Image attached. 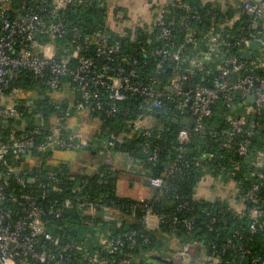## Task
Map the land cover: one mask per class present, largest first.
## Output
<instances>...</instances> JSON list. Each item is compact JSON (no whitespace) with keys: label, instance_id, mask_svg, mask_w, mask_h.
<instances>
[{"label":"trees","instance_id":"obj_1","mask_svg":"<svg viewBox=\"0 0 264 264\" xmlns=\"http://www.w3.org/2000/svg\"><path fill=\"white\" fill-rule=\"evenodd\" d=\"M245 1L238 9L223 10L220 5L203 0H168L163 18L171 27L177 42L183 44V52L178 62L167 61L158 72L159 59L141 51L143 47L150 50L162 44L157 38L158 26L154 21L134 28L122 26L119 28L118 24L123 23L125 13L119 3L118 9L107 18L104 9L110 0H93L91 6L79 7L76 11L67 7L65 14L72 24L80 27L84 35L100 32L109 42L120 45V52L114 60L115 65H122L125 70L133 66L138 77L145 80L155 78L159 87L168 85L175 75H185L183 83L190 88H196L213 83L225 57L222 53L226 49L229 48L242 58V52L247 44L240 42L241 37L250 36V33L255 37L261 33V38H264V14L258 19L257 24L252 25L250 17L243 11ZM184 2L200 15L198 19L189 17L182 6ZM236 12H239V15L235 19ZM108 20L110 24L107 23ZM188 29L194 31L193 38L189 41L186 40ZM211 36H216L219 41H225V44L215 47L210 58L205 61V54L210 51ZM69 39L68 30L62 38H56L57 46L69 47ZM86 53L93 54V47L88 48ZM255 53L257 55L249 60L242 59L254 73L264 77V44L259 43V49ZM66 54L67 52L64 53L57 47L58 57ZM123 55L136 57L137 62L130 65L121 60ZM243 72L242 70L233 73L232 78L235 79ZM13 81L20 86L25 95L19 97L16 103L19 117L9 118L3 124L0 123L1 130L6 131L18 125H24L28 129L57 124L63 127L65 136L73 134L69 132L70 128L66 121L79 111L74 106L79 91L72 86L68 78L63 79L59 89L62 87L66 89L65 84L70 86L74 91L71 98L52 95L55 90L48 88L44 79L29 73L23 72L13 78ZM239 97L238 94L234 95L235 99ZM100 98L106 100L108 94L103 92ZM243 100L247 102L246 98ZM93 102L91 99L90 104ZM145 103L143 97L127 94L124 99L117 102L119 110L112 116H108L104 110L82 109L96 118L100 125L92 138L86 139L79 147L61 149L73 150L76 153L74 161L56 158L55 150H46L43 153L31 150L35 156V161L30 166L31 171L41 175L54 172L61 180L59 190L50 191L49 198H57L61 203L65 199L70 201L68 206L63 207L61 218L51 219L56 225L53 232L60 234L65 240L75 242L76 253L81 255L87 250L99 248L98 240L101 235L113 237L139 229L136 245L117 254L132 255L140 264H143V260L150 255L171 259L174 256L173 264H178L175 258L176 250L185 240L195 238L202 242V245L196 246L195 254L191 256L188 264H250L251 257L264 256L262 221L250 235L252 239L246 242L250 249L249 254L224 249L226 239L232 236L234 230L245 234L249 231L250 221L247 214L240 216L234 213L230 209L225 193L229 190L227 184L231 178L243 181L242 191L253 181L252 160L258 152H264V115L259 119L261 126L256 127L251 135L248 152L242 155L236 150L227 151L219 146L220 132L227 126L226 116L229 112L221 96L217 98L212 113L201 118L204 127L202 130L195 128L194 122L178 125L171 121L172 117L188 118V108H175L173 104L165 103L161 108L150 109L145 107ZM241 111L242 106L233 114H239ZM136 119L142 121L146 119L143 126L150 130L149 136L134 130L132 123ZM65 126L67 127L64 128ZM181 127L188 128L191 135L189 141L183 144L182 156L178 157L180 143L177 134ZM117 136H121L122 141L114 144L111 149L113 153L125 154L130 167L139 166L148 181L154 177H162L165 180V187L151 186L152 194L145 202L141 203L138 198L122 196L117 192L121 170L105 161L107 147L104 142L106 138ZM243 137L242 133L236 139ZM37 138L41 140L40 134ZM144 142L149 143L148 150L143 148ZM153 148L156 149V158L149 160L147 158L149 149ZM84 153H88L89 158H96L95 170L87 171L85 166L79 165L76 169L74 165L76 160H86ZM196 161L199 165L195 164ZM171 163L175 164L172 171L169 170ZM205 177L210 179L206 181ZM217 177H220V182L213 181ZM202 186L215 187L218 191L217 197L215 199L198 197L197 191ZM259 193L264 196V187L260 188ZM144 203L153 212L162 216L158 227L146 228L142 223L144 211L141 206ZM89 204L94 207L93 211L89 210ZM172 214L180 221L173 223ZM183 218H191L190 228L182 224ZM146 235L148 240L144 241L143 237ZM234 240L236 241L235 238Z\"/></svg>","mask_w":264,"mask_h":264},{"label":"built area","instance_id":"obj_2","mask_svg":"<svg viewBox=\"0 0 264 264\" xmlns=\"http://www.w3.org/2000/svg\"><path fill=\"white\" fill-rule=\"evenodd\" d=\"M167 3L155 8L154 15V22L158 26L157 38L162 44L150 50L141 48L148 56L159 59L157 72L167 61L178 62L183 52V44L177 42L171 27L163 18ZM92 4L93 0H0L1 124L9 118L19 117L16 103L22 91L13 78L24 72L44 79L51 90H58L63 79L68 78L79 91L74 103L78 110H104L108 116H112L119 110L117 102L127 94L138 95L144 98L145 107L150 109L161 108L165 103H171L175 108H188V118H192L195 128L200 130L204 129L201 118L212 113L217 98L221 96L229 112L226 116L227 126L220 132L219 146L227 151L236 150L242 155L248 152L251 135L256 127L261 126L259 119L264 115L263 76L254 73L245 60L228 48L222 53L225 57L211 85L190 88L183 83L185 75H175L168 85L159 87L155 78L145 80L138 77L133 66L125 70L124 66L114 64L120 52L118 43L109 42L100 32L84 35L77 24L68 20L65 14L67 7L76 11L79 7ZM118 5L117 0H110L104 9L107 18L118 9ZM182 6L190 18L200 17L186 2ZM243 11L250 17L252 25L257 24L264 14V0H246ZM68 30L69 47L57 46L56 38H62ZM193 34L194 31L188 29L186 40H191ZM253 38L250 33V36L239 40L248 45ZM210 40L211 50L225 44V41L217 40L216 36H211ZM259 43L264 44V38H260ZM57 47L67 54L58 57ZM90 47H93V54L86 53ZM121 60L130 65L137 62L136 57L126 55ZM242 70L243 74L232 78L233 73ZM103 92L108 94V99L100 98ZM235 94L240 97L235 99ZM250 95L254 96L252 102L247 99ZM91 99L94 100L92 104ZM240 106L242 111L233 114ZM132 125L141 134H151L141 119L134 120ZM63 133V127L57 124L28 129L18 125L6 131L0 129V264H140L132 255L117 254L136 245L139 229L113 237L102 236L98 240L99 248L87 250L81 255L76 253L75 242L53 232L56 225L51 219L61 218L63 207L68 206L70 201L65 199L61 203L57 198H49L50 191L59 190L61 180L54 172L45 175L32 172L30 166L35 156L31 150L43 153L46 150L76 148L84 143L75 134L65 136ZM242 133L244 137L237 140V136ZM38 134L41 140L36 139ZM190 135L188 128L179 129L178 157L182 156L183 144L189 141ZM121 141V136L105 139L106 162L111 161L114 144ZM142 145L148 150V142ZM149 152L147 158L155 160L156 149H149ZM195 164L199 165V162ZM174 165H169L170 171L175 168ZM251 175L254 179L245 190L242 191V180L231 178L227 184L229 190L225 193L230 209L240 216L247 214L250 223L247 234L234 230L232 236L226 239L224 249L238 250L244 255L250 253L246 242L252 239L250 235L257 229V224L261 221L264 224V196L259 193L260 188L264 187V152H258L252 160ZM148 182L154 187L166 186L162 177L151 178ZM138 199L142 203L147 198ZM141 207L144 211L141 219L144 226L150 228L151 220L156 218L158 227L162 216L145 203ZM93 208L89 204V210L93 211ZM171 218L173 223L180 221L173 214ZM181 222L190 228L191 218H183ZM143 240H148V236H144ZM198 245H202V242L196 238L185 240L175 252L178 264H188ZM249 263L264 264V256L251 257Z\"/></svg>","mask_w":264,"mask_h":264},{"label":"crops","instance_id":"obj_3","mask_svg":"<svg viewBox=\"0 0 264 264\" xmlns=\"http://www.w3.org/2000/svg\"><path fill=\"white\" fill-rule=\"evenodd\" d=\"M125 13V18L123 19L122 24H118L119 28L122 26L123 28H134L137 25L142 26L147 23H151L154 21V15L156 13L155 8L162 6L168 0H117ZM204 2H213L215 4L220 5V7L224 10L229 8L230 10H235L240 7L244 0H203ZM240 12V11H239ZM239 12L235 13V19L238 17ZM110 21L108 20L107 23ZM116 25V27L118 26ZM248 49V45L244 50ZM259 49V47H258ZM243 50V51H244ZM212 50L205 54L204 60H208L210 58ZM252 57L255 56V51H250ZM257 55V54H256ZM264 55V53H263ZM263 60V59H262ZM199 61V59L197 60ZM66 91L60 89L61 97H73L74 92L70 86L65 84ZM23 91L20 94V97L24 96ZM144 122V121H143ZM68 127L70 128L69 132L75 134L79 139L86 142V139L92 138L93 134L99 129V121L90 116L85 110H79L74 116L68 117L66 121ZM65 126L64 128H66ZM55 157L62 160L74 161L76 159V153L73 150H61L57 149L54 151ZM112 158L110 163L114 168H119L121 170L118 184H117V192L119 195L128 196L133 198H148L152 194V188L149 184L146 177L143 175V170L138 167L131 168L128 158L125 154L122 153H112ZM84 157L86 160L75 161L74 165H76V169L78 165L80 167L85 166L87 171H93L97 167L96 158H89L88 153H84ZM210 178L205 177V180L208 181ZM216 182H220L217 180ZM221 184V183H220ZM222 185V184H221ZM228 186V185H227ZM225 191H223L224 194ZM228 192V191H226ZM218 191L213 186H202L197 191L198 197H204L207 199H215L217 197ZM156 218L151 220L149 227L151 229L156 228ZM104 235L99 236L102 237ZM174 243V242H173ZM165 258V257H163ZM167 260L174 261L173 259L166 257Z\"/></svg>","mask_w":264,"mask_h":264},{"label":"water","instance_id":"obj_4","mask_svg":"<svg viewBox=\"0 0 264 264\" xmlns=\"http://www.w3.org/2000/svg\"><path fill=\"white\" fill-rule=\"evenodd\" d=\"M37 36H39V33H37ZM262 34L258 33L249 43H248V49L244 50L242 52V58L245 59H251L252 58V54L250 51H256L259 47V40L261 38ZM187 87L185 86V89ZM239 92V90L237 91ZM249 101H253L254 100V96L250 95L247 98ZM171 121L173 123H176L178 125H186V124H192L194 122V120L192 118H178V117H172ZM143 264H173L172 260H167L165 258H163L160 255H150L147 256L144 260H143Z\"/></svg>","mask_w":264,"mask_h":264},{"label":"rangeland","instance_id":"obj_5","mask_svg":"<svg viewBox=\"0 0 264 264\" xmlns=\"http://www.w3.org/2000/svg\"><path fill=\"white\" fill-rule=\"evenodd\" d=\"M50 44H51V43H50ZM63 90L66 91L65 88H63ZM23 93H25V92H23ZM52 95L58 96V97L60 98V97H61V91H60V89L55 90L54 92H52ZM145 120H146V119H143L144 122H145Z\"/></svg>","mask_w":264,"mask_h":264}]
</instances>
